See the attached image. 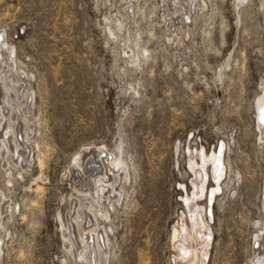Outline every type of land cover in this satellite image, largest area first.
Masks as SVG:
<instances>
[{
    "label": "rangeland",
    "instance_id": "obj_1",
    "mask_svg": "<svg viewBox=\"0 0 264 264\" xmlns=\"http://www.w3.org/2000/svg\"><path fill=\"white\" fill-rule=\"evenodd\" d=\"M130 1L0 0V38L14 53L12 74L26 75L19 94L24 112L27 92L33 94L27 143L21 135L32 163L23 178L14 174L12 185L0 168V188L16 207L8 232L0 231V264H75L63 247L61 221L66 226L72 200L98 207L87 191H76L78 178L70 173L88 146L106 147L129 167L106 202L109 218L97 217L109 240V255L102 249L98 264H185L171 247L180 221L183 241L189 232L198 251H206L204 264L264 261L257 246L264 231V143L257 127L264 0H199L189 32L170 11L164 14L163 0H138L127 12ZM138 38L150 54L140 68L124 59V46ZM222 145L227 175L212 219L206 217L210 229L196 234L187 205H208L205 197L193 199L189 165ZM207 173L206 195L215 185ZM82 219L84 226L94 223L91 215Z\"/></svg>",
    "mask_w": 264,
    "mask_h": 264
},
{
    "label": "bare ground",
    "instance_id": "obj_2",
    "mask_svg": "<svg viewBox=\"0 0 264 264\" xmlns=\"http://www.w3.org/2000/svg\"><path fill=\"white\" fill-rule=\"evenodd\" d=\"M198 1L199 0H163L164 14H166L167 11H170L174 18L172 19L174 20V23H176L177 27L180 28V30L186 28V30L189 32V29H191L193 26L195 19L197 16H199L197 14L200 8ZM130 3L131 4H129L127 7V12L134 11V6L138 4V0H134V3L130 1ZM165 22H168V25L171 24L174 26L171 23L170 18L165 20ZM120 26L121 25H118V28H120ZM141 44L142 41L140 38H138L134 42L133 46H124V59L129 66L139 67L142 63L149 59V51L141 47ZM0 50H3L7 53L6 56H4L0 51L2 64L3 66L4 64L6 65V67L0 68V168L2 169L3 176L6 177L7 184L12 185L15 179L14 174H18L20 178H23V172H26L27 168L30 167L31 161L29 160L31 157L26 151V145L24 142H22L21 135L24 136V140L26 141L25 143H27L31 130L29 125L30 117L28 118L27 114L31 112L33 94L31 91L27 92L28 95L26 99L28 101V108L26 109V107H24L26 109L24 112L22 110L23 104H20L21 97L19 94H21L22 89L25 86L26 82H24L23 78L26 75L22 74L20 77L23 78H20L17 72L12 74V71H14V53L12 50H10L8 44L2 40V37L0 38ZM258 116L259 118L257 120V127L259 133L261 134L260 141L264 143V102L259 104ZM20 122L23 124L21 129L18 127ZM88 147H85L84 150L75 155V159L71 164L70 173L76 174V177L78 178L77 183H74L76 185V191H87V193L91 195L92 199L98 204V207L96 210L94 209L95 207L91 203L92 200L84 201L85 204L80 200L81 198L76 199L75 204L72 200L71 213H67L68 216L66 215V226L61 221V238L63 247L69 254H71L70 256L72 257L75 264H98V256L100 254L99 252L104 249L106 246L105 243L108 244L109 240L107 238L106 231L104 230H102L103 237H101V230L99 229L100 225H98L97 222L101 220L107 221L109 214H107L106 211V202H109L111 195H114L118 189V186H120V183L123 182V180L126 179L129 174L128 165L126 163L124 164L123 161L115 157L107 150L106 147L96 146L93 148V150ZM222 155L223 145L218 151L215 150L210 157L206 156L203 159H200V163L193 161L189 165V169L193 175V179L191 177L192 186L194 189L193 199L205 197L208 205L207 208L204 209L198 204L195 205L193 202H189L187 205V210L190 214V221H192L191 223L193 224V228L196 229V234H205L211 227L210 223L206 220V217L208 216L209 219H212L213 212L211 204L216 198L218 192L221 191L222 178L227 175ZM40 156L43 157L44 155ZM43 161L38 156L37 163L40 167L42 164H45ZM91 164H95V166L90 167L89 165ZM207 170L211 172L210 176L212 177V181L215 183V185H213L211 191L206 195L204 186L208 180ZM13 171H15V173H13ZM3 176L0 177L3 178ZM37 181L38 179L36 182ZM35 186L36 191L39 192L41 186H38L37 184ZM121 190L123 189L121 188L120 191ZM7 197L8 196L3 193L0 188L1 234H6L8 232V229H6V224L8 223L9 219L14 216L16 209V207H12V205L9 203L10 199L8 200ZM111 207L113 209L112 205ZM93 209L95 210V213H93ZM87 215L92 216L94 221L93 225L92 222L88 220L86 226H84V220L82 219V216L87 217ZM97 217H99L101 220L98 221ZM183 227V222L180 221L177 228L172 230L171 246L174 250V253L180 254L182 252L181 258L183 261H186L185 264H204L207 259L206 251H198L197 248H199L200 242L194 239V236L189 232L187 234L186 242L183 241L181 236V229ZM74 229L79 230L80 232L78 238H75L73 235ZM208 238H210V236H208ZM0 241H2V239H0ZM258 242H260V246L258 245ZM178 245H180V247H178ZM257 246L264 248V231L260 237L258 236ZM107 253L108 252H106L104 249L103 254L105 255V258L109 255ZM1 254L2 250L0 248V255ZM262 254H264V250L260 253V255ZM258 257L259 256H257V258ZM262 257L263 256H260L257 260L261 259ZM257 264H264V261H257Z\"/></svg>",
    "mask_w": 264,
    "mask_h": 264
},
{
    "label": "water",
    "instance_id": "obj_3",
    "mask_svg": "<svg viewBox=\"0 0 264 264\" xmlns=\"http://www.w3.org/2000/svg\"><path fill=\"white\" fill-rule=\"evenodd\" d=\"M172 247V246H171ZM172 251L174 252V250L172 249Z\"/></svg>",
    "mask_w": 264,
    "mask_h": 264
}]
</instances>
